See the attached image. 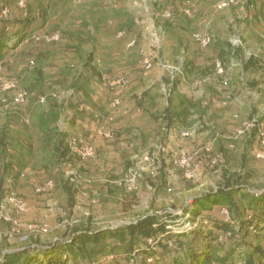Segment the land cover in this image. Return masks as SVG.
<instances>
[{"label": "rangeland", "instance_id": "374dc122", "mask_svg": "<svg viewBox=\"0 0 264 264\" xmlns=\"http://www.w3.org/2000/svg\"><path fill=\"white\" fill-rule=\"evenodd\" d=\"M47 35H52L50 41ZM238 36L244 44L235 50L232 43ZM244 46L257 57L246 62ZM218 63L224 66L223 77L216 74ZM176 69L182 74H174ZM121 77L126 83H117ZM203 79L208 83L191 89ZM6 84L16 86L0 92V203L11 186L30 211L14 214L21 222L14 239L21 244L3 239L10 225L0 223V262L6 258L5 249L34 244L59 252L85 231L125 228L123 223L154 215L167 230L182 236L177 243L169 239L171 252L156 248L161 260L174 264L185 258L183 247L200 253L208 249L188 235L209 227V218L193 222L207 191L218 193L238 183L255 195L264 193V160L257 157L264 149L258 129L232 139L242 123L264 108V0H0V89ZM93 89L106 100L102 113L115 116L108 124L114 135L112 169L119 175L106 176L113 183L76 188L67 172L83 171L66 143L82 136L70 133L80 131L72 119L80 117L77 107L85 109L83 103L95 105L90 100ZM21 90L28 101L17 105L14 98ZM115 97L119 104L112 101ZM181 129H191L193 137L182 139ZM168 143L175 153H170ZM161 146L168 152L160 151ZM207 146L211 153L196 160L193 178L186 179L173 157L187 153L195 160L194 152ZM147 157L154 165L148 166ZM132 173L139 178L137 188L129 191L123 179ZM47 181L56 187L44 193L54 201L51 207L41 204L44 195L34 193ZM25 185L33 193L28 199L18 192ZM239 187L244 193L245 187ZM234 201L239 206L229 221L234 229L214 233L219 240L210 245L213 264L224 257L226 264H243L244 251L264 248V233L240 223L249 215L248 203L239 195ZM43 207L53 210H36ZM115 243L110 235L98 245L89 243L90 249H105L94 264L141 261L125 249L115 252ZM92 261L79 256L69 264Z\"/></svg>", "mask_w": 264, "mask_h": 264}, {"label": "trees", "instance_id": "16d2710c", "mask_svg": "<svg viewBox=\"0 0 264 264\" xmlns=\"http://www.w3.org/2000/svg\"><path fill=\"white\" fill-rule=\"evenodd\" d=\"M4 47L7 48L6 45ZM205 156L206 155H204V153H201L197 157H195L193 166L195 165L196 160L201 159ZM98 158L96 160H98ZM96 160H92L89 162H93ZM83 163L80 161V164ZM193 172L195 171L193 170ZM239 186L245 187L244 193H241L242 188ZM214 192L210 191L205 194L201 203L204 204V207L198 214H195L193 220V222H196L195 220H197L199 216L209 218V227L206 230L194 229L191 233L188 234L193 235L194 238H198L199 240H201L204 247L208 249L204 253H200L195 248L193 249V247H183V254L185 257L183 261L188 259L190 260L189 264H213L214 259L210 250V245L213 241L219 240V238L216 239V235L214 233L219 232L223 234H228L231 233L234 229V227L231 226V224L229 223L230 220L226 221L222 217L221 211L223 208H226L230 214V219H234L233 211H235L239 207L234 201L235 195H239L242 201L248 203L247 213H249V215L248 217H244V219L240 218V223L246 224V226H248V229L253 228L259 232L264 233V193L261 195H255L251 193V190L246 187V185H240L238 183L236 184V186L230 185L228 188L220 189L218 193ZM7 194L8 190L6 187L5 199ZM220 196H225L222 202L220 200ZM5 199L3 200V202L5 201ZM3 202H1L0 204H2ZM198 203H200V201H197V204ZM73 205V202H71V206ZM216 205L218 206V208L216 209V211L219 212L218 215H216L214 212L215 208L217 207ZM166 227L167 225L164 222H161L159 217L154 215H148L142 217L137 222H133L125 228L115 230L109 229L102 232L99 231L100 233H93V231L91 230L85 231L81 233V235L74 236L75 239L73 243L65 245L64 247H62L61 251L59 250V252L55 251V248L50 250L47 249L45 251H42L40 248H24L21 251L8 254L6 258L2 262H0V264H69V261H76L79 256H82L84 258L86 257L90 261L93 260V263L91 264H94L95 260L102 258L101 256L104 255L103 253L105 249L104 247L102 249H90L87 247V245L89 243H95L96 245H98L107 235H110L111 238H114L116 241L115 252H118V250L120 249H125L126 252H133L141 256V261L136 264H171L169 262L166 263L167 261L161 260L159 256L160 254L157 252H160L164 249H168V246L166 244H169V239H176L175 243H177V239L179 240L182 236L179 237L178 235H174L175 233H172L171 230H167ZM158 234H163L162 237L159 236L160 239H158ZM164 234H169V236L166 238V241L165 239H163ZM148 240L149 243L151 242L150 246L147 244ZM156 248L160 249V251H157ZM168 250L170 252L172 251L171 249ZM183 261L182 259L175 260L172 263L184 264ZM226 263L227 258L224 257L220 261V264ZM243 264H264V248L252 247L251 251H244Z\"/></svg>", "mask_w": 264, "mask_h": 264}, {"label": "bare ground", "instance_id": "6f19581e", "mask_svg": "<svg viewBox=\"0 0 264 264\" xmlns=\"http://www.w3.org/2000/svg\"><path fill=\"white\" fill-rule=\"evenodd\" d=\"M237 36V35H236ZM243 41L240 36L234 39V42L232 43L233 48L236 50V48H241ZM243 47V46H242ZM244 46L245 54L244 59L245 61H249L251 59V56L255 55L251 50L246 51L247 49ZM256 56V55H255ZM254 57V56H253ZM257 57V56H256ZM243 58V57H242ZM183 63V62H182ZM243 63V62H242ZM181 68V66H179ZM182 71V70H181ZM180 69H176V75L182 74ZM244 72V71H243ZM216 74L219 77H223L225 75L224 66L221 63H218ZM208 79H203L200 81H197L192 84L191 89L195 90L199 86H203L206 83H208ZM118 84L126 83V80L124 78H120L117 81ZM15 84H6L0 89V92H5L8 89L15 88ZM28 101V94L25 91H19L15 95L14 102L17 105H23ZM42 102H44V99H41ZM236 101V100H235ZM238 102V101H237ZM115 104H119V101H115ZM264 106V103L261 105ZM249 118V117H248ZM255 128L258 129V135L260 140V145L262 149H264V108L261 111H258L254 113L252 120L247 121L245 123H242L239 130L236 132V137L232 138L234 140L240 139L243 136H245L246 132L250 130H255ZM252 132V131H251ZM180 137L182 139H190L193 137V131L191 129H181L180 130ZM218 139V135L216 136L215 140ZM68 145V152L70 156L77 157L82 162H87L91 160H95L97 158V149L94 145L90 144L84 137L82 136H74L70 137L67 140ZM162 152H168V150L161 146V149H159ZM211 153V147H205L198 150L196 154L200 153ZM258 153V152H257ZM257 157L259 159L264 160V152L257 154ZM146 161L148 162V166L154 165V161L147 157ZM193 162H194V156L188 155L187 153H181L180 155L173 157V163L175 166H177L178 170L183 172V176L186 179H192L193 178ZM69 176L70 182L73 184L76 188H81L84 186L85 183H90L83 175L80 173L79 170L74 169V171L67 172ZM130 177V179H129ZM139 175L138 173H132L131 175L125 177L123 179L124 185L127 190L132 191L137 188V181H138ZM91 181V180H90ZM133 182V183H131ZM10 191L8 192L5 201L0 204V223L5 222L10 225V229L3 233V239H14L17 233L19 232L21 228V222L17 219L15 215H26L30 209L27 206V204L19 197L18 193L12 189L11 186H9ZM55 188L54 181H47L42 186L38 187L36 189V193L38 194H44L52 189ZM83 196H86V194L83 193ZM227 210V209H226ZM222 216L227 217L226 220H230V214L227 211L223 210L221 212ZM200 219L206 220V217L199 216L197 218V221L199 222ZM29 229L33 232H38V227L35 225H30ZM1 241V236H0ZM34 245V244H33Z\"/></svg>", "mask_w": 264, "mask_h": 264}, {"label": "crops", "instance_id": "0c3cea01", "mask_svg": "<svg viewBox=\"0 0 264 264\" xmlns=\"http://www.w3.org/2000/svg\"><path fill=\"white\" fill-rule=\"evenodd\" d=\"M98 92H100V91L93 89L94 94L93 93L90 94V100L92 101V103H95L94 106L93 105H87V104L85 105V103H83L85 109H82L83 107H81V108L77 107L79 109L81 115H80V117L74 116L73 119L72 118L71 119H72V123L75 124L80 129V131L79 132L70 131V133L82 135L85 139H87V141L89 143L96 146V148L100 152V157L98 160L93 161V162H89V163L80 164L82 171H83L82 173L87 178V180L90 183H94V184H96V183H99V184H101V183H113L106 176H108L109 174L110 175L112 174V176H114V174L119 175V173H117L119 171L114 173L113 172L114 169H112L113 168V162H115V161H112V159H111L112 158L111 155L113 154V150H114L113 147L111 146V142H112V138L114 137V135L111 132L112 130L108 124V122L112 121L115 118V116H114L113 112H109L106 115L103 114L105 112H104V108L102 109L101 103L103 104V102H106V100L102 98L103 95H101V92L100 93H98ZM114 94H116V93H114ZM80 104H82V103H80ZM96 105L98 107H96ZM109 109H110V105H109ZM99 116H101V117H99ZM111 118H113V119H111ZM168 140L166 142H169ZM168 145H169V143H168ZM169 151H170V153H175V151H177V150L172 144H170L169 145ZM197 152H198V150L195 151L194 154H196ZM197 156H198V154H196V157ZM215 160L217 161L218 158H216ZM122 163H123V161H122ZM122 170H123V168L121 167L120 171H122ZM120 181H118L117 183H119ZM41 185H39V186H41ZM25 186H27V185H25ZM25 186H23L18 192L22 198L28 199V198H30L29 196L32 195L33 193L31 194L32 191H31L30 187H28V186L25 187ZM39 186H37L35 188V190H34L35 194H36L35 191ZM45 196L46 195L42 196V199H45V201L41 202V204L44 207L46 204L48 205V204L54 202L49 197H45ZM48 199H50V200H48ZM51 206L52 205H48L47 207H51ZM44 207L42 210H40V208H38L36 210L42 211L44 213H46V211L51 212V210H53V209L47 210ZM33 214L35 216L36 211H34ZM30 220H33V216H32V218H30ZM42 221L47 222L48 220L42 219ZM50 222L51 221H49V223ZM45 224L49 226L48 223H45ZM5 240H8V239H5ZM9 241L15 242V243H20L18 238L13 239V240H9ZM5 250H8V249H5ZM4 251H2V253Z\"/></svg>", "mask_w": 264, "mask_h": 264}, {"label": "water", "instance_id": "95a60500", "mask_svg": "<svg viewBox=\"0 0 264 264\" xmlns=\"http://www.w3.org/2000/svg\"><path fill=\"white\" fill-rule=\"evenodd\" d=\"M209 191H207L205 194H207ZM201 195H199V196H195V197H193V198H191L190 199V202H192V201H196V200H198V198L200 197ZM130 224H132V223H123L121 226H127V225H130ZM114 227V226H113ZM111 229V228H110ZM59 238H55V241H57ZM51 246V245H50ZM31 248H40L42 251H45V250H47V249H49V248H51V247H49V246H46V247H38L37 245H36V247H34V245L33 246H30ZM25 248H29V247H25ZM24 248H21V249H16L15 251H4L3 252V257H6L8 254H12V253H14V252H18V251H21V250H23Z\"/></svg>", "mask_w": 264, "mask_h": 264}, {"label": "built area", "instance_id": "2783aa9c", "mask_svg": "<svg viewBox=\"0 0 264 264\" xmlns=\"http://www.w3.org/2000/svg\"><path fill=\"white\" fill-rule=\"evenodd\" d=\"M51 37H52V35L44 36V38H46L47 41H50V40H51ZM110 83H114V82L112 81V79H110ZM112 101H118V97H115ZM129 179H130V177H129ZM131 183H133V182H131ZM219 211H221V210H219Z\"/></svg>", "mask_w": 264, "mask_h": 264}]
</instances>
